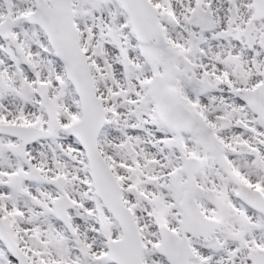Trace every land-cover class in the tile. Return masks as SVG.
<instances>
[{"label": "snow or ice", "instance_id": "snow-or-ice-1", "mask_svg": "<svg viewBox=\"0 0 264 264\" xmlns=\"http://www.w3.org/2000/svg\"><path fill=\"white\" fill-rule=\"evenodd\" d=\"M0 264H264V0H0Z\"/></svg>", "mask_w": 264, "mask_h": 264}]
</instances>
